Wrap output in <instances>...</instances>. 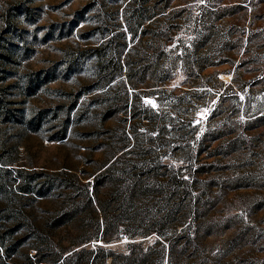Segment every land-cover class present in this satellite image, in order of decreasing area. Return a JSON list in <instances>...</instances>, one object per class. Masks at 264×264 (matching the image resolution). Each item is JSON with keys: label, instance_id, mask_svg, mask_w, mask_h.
Returning <instances> with one entry per match:
<instances>
[{"label": "rangeland", "instance_id": "rangeland-1", "mask_svg": "<svg viewBox=\"0 0 264 264\" xmlns=\"http://www.w3.org/2000/svg\"><path fill=\"white\" fill-rule=\"evenodd\" d=\"M160 3L148 5L155 11ZM170 6L181 17L170 44L177 68L167 81L143 88L141 72L132 71L133 90L118 76L116 53L125 43V18L135 27L141 21V0H0V237L7 239L0 264H38L28 249L32 239L18 244L9 236L15 205L37 224L49 217L58 189L48 198L29 192L46 173L91 182L128 144L147 153L141 161L148 172L138 179L171 177L170 203L155 187L136 209L155 219L171 209L174 222L146 218L162 237L120 236L88 247L127 254L133 244L146 250L161 241L162 264H264V0ZM102 43L112 51L103 60L115 75L110 82L98 77L95 59L82 58ZM134 50L130 65L140 63ZM120 169L108 185L122 182ZM17 170L35 172L26 175L28 192L19 190ZM104 199L122 228V209L132 204L116 192ZM78 214V228L92 226L90 207ZM179 219L183 224L174 226ZM65 236L54 231L53 243Z\"/></svg>", "mask_w": 264, "mask_h": 264}, {"label": "trees", "instance_id": "trees-1", "mask_svg": "<svg viewBox=\"0 0 264 264\" xmlns=\"http://www.w3.org/2000/svg\"><path fill=\"white\" fill-rule=\"evenodd\" d=\"M148 3L149 0H141V21L136 27L125 18L126 29L122 32L125 43L122 49L116 53L118 76L127 78L129 86L133 90L135 83L131 76L132 71L141 72V88H143L157 86L167 81L173 76L177 68L176 58L171 57L170 44L174 42L175 32L180 26L181 17L172 16L175 10L170 6V0H161L159 6L154 9L155 11ZM136 38H138L137 42H135ZM201 41L203 42L202 34L197 39V42ZM129 42L135 43V46L128 47ZM202 42L200 45H196L197 49L202 47ZM155 44L156 47H154ZM105 45V43H102L87 50L83 53L82 58L95 59L99 68L98 77L104 79L108 77L107 82H110L115 78V75H111L109 66L103 60L112 51H107ZM134 49H137L134 55L140 56V63L130 65V55ZM149 82L154 85L144 86ZM129 146L128 144L118 152L113 153L96 171L97 173L93 175L91 182H83L79 179L67 177L66 174L46 173L43 181L40 184H35L29 192L41 198H48L58 189L54 208L43 224H37L34 219H30L25 215L21 205L20 207L15 205L12 209V212L14 211V228L11 230L10 240H13L11 239L13 235L18 236V239H16L18 244L27 237L32 239L33 244L28 249L33 251L32 256L37 258L36 263L38 264H105L107 258L111 259V264H116L118 259H121L122 264H162L163 256H161V253L159 254L161 241H157L156 244L146 250L138 244H133V250L127 254H118L99 246L95 248L87 246V243L92 241L107 243L120 236L136 239L156 233L162 237V231L158 227H154V223H151V225L143 223L146 218L149 221L158 220L159 223L164 221L172 224L174 222L171 209H164L165 212L162 217L157 216V219L150 216L148 212L141 213V209H136L137 205L149 197L150 192L155 187H161L162 189L159 197L161 202L170 203L171 197L166 186L171 177L164 174L156 182L151 181L150 183L142 178L138 179L139 172L145 175L148 172L146 170L147 166L141 161L147 156V153H143L134 145L128 148ZM118 167L122 169L120 172L122 182L115 186L108 185L110 178ZM161 168L168 170L169 166L161 165ZM2 171L3 169L0 166L1 176L3 175ZM17 174L19 176V190L23 191L26 188L25 186L30 184V180L26 178V175L30 174L31 176L35 172L17 170ZM37 174L43 173L39 172ZM133 175L136 177L133 178ZM25 192H28V188ZM114 192L122 197L121 200L127 203L130 202L133 206L132 209H122L128 215L126 218L128 223L123 225L122 228L113 224V219L116 218L115 214L112 215L106 209L107 200L104 197L108 198ZM87 206L90 207L93 215L91 217L92 226L78 228L76 224L83 220L81 215L78 214V210ZM181 220H177L174 226L177 227L179 224H183V220ZM130 221L133 223H130ZM58 230L64 231L66 235L65 241L60 244L53 243L52 239L53 232ZM0 238V248L7 250V239ZM27 256L29 258V253Z\"/></svg>", "mask_w": 264, "mask_h": 264}]
</instances>
